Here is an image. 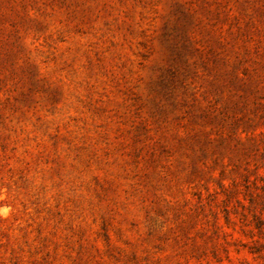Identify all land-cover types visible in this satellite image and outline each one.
<instances>
[{"label": "rangeland", "instance_id": "obj_1", "mask_svg": "<svg viewBox=\"0 0 264 264\" xmlns=\"http://www.w3.org/2000/svg\"><path fill=\"white\" fill-rule=\"evenodd\" d=\"M0 264H264V0H0Z\"/></svg>", "mask_w": 264, "mask_h": 264}]
</instances>
